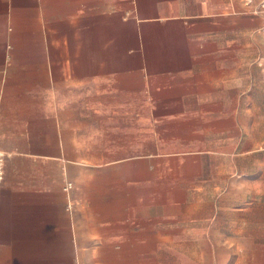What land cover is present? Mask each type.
Here are the masks:
<instances>
[{
	"label": "crops",
	"instance_id": "obj_1",
	"mask_svg": "<svg viewBox=\"0 0 264 264\" xmlns=\"http://www.w3.org/2000/svg\"><path fill=\"white\" fill-rule=\"evenodd\" d=\"M262 2L0 0V264H264Z\"/></svg>",
	"mask_w": 264,
	"mask_h": 264
},
{
	"label": "built area",
	"instance_id": "obj_2",
	"mask_svg": "<svg viewBox=\"0 0 264 264\" xmlns=\"http://www.w3.org/2000/svg\"><path fill=\"white\" fill-rule=\"evenodd\" d=\"M4 164H5V155L0 151V183L3 181V177H4ZM70 188L71 185L66 184L64 190L68 191Z\"/></svg>",
	"mask_w": 264,
	"mask_h": 264
},
{
	"label": "rangeland",
	"instance_id": "obj_3",
	"mask_svg": "<svg viewBox=\"0 0 264 264\" xmlns=\"http://www.w3.org/2000/svg\"><path fill=\"white\" fill-rule=\"evenodd\" d=\"M260 8L264 9V2L259 4Z\"/></svg>",
	"mask_w": 264,
	"mask_h": 264
}]
</instances>
